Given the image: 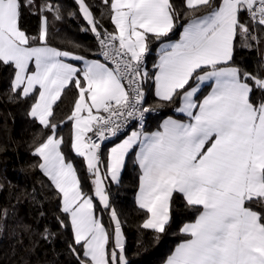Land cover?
I'll return each instance as SVG.
<instances>
[{
    "label": "snow or ice",
    "instance_id": "6c2138e0",
    "mask_svg": "<svg viewBox=\"0 0 264 264\" xmlns=\"http://www.w3.org/2000/svg\"><path fill=\"white\" fill-rule=\"evenodd\" d=\"M77 2L98 38L103 62L49 46L47 15L41 16L38 35L29 36L22 12L35 0H0V63L14 68L11 91L34 100L28 114L50 132L33 155L56 190L61 225L71 227L69 248L77 264H129L105 182H119L137 146L136 201L146 213L140 227L164 233L176 196L196 213L180 229L185 239L165 264H264V75L231 65L237 38L249 47V40L258 39L254 26L264 31V0H183L182 9L173 0H102L112 31H101L85 0ZM40 11H55L60 19L50 3ZM182 11L189 22L178 41L161 44L151 78L161 104L178 105L175 110L187 119L169 117L150 134L134 130L102 160L104 141L130 118L143 121L154 110L144 107L145 57L152 40L170 39ZM207 82L211 91L199 99ZM70 85L77 90L65 121L71 122V149L86 162L95 197L110 209L112 232L97 218L93 197L66 159L64 138L53 122L54 106Z\"/></svg>",
    "mask_w": 264,
    "mask_h": 264
},
{
    "label": "trees",
    "instance_id": "16d2710c",
    "mask_svg": "<svg viewBox=\"0 0 264 264\" xmlns=\"http://www.w3.org/2000/svg\"><path fill=\"white\" fill-rule=\"evenodd\" d=\"M85 2L99 21L100 30L112 31L114 25L110 21L109 9L102 0ZM173 2L178 9H182L183 0ZM45 3L59 9L60 19L55 18V11L41 13L40 7ZM42 15L48 17L49 46L85 58L101 59L96 35L79 11L77 0H35L32 7H25L21 25L29 36L38 35ZM187 21L189 17L182 11L176 21V28L169 34L170 39L179 35ZM253 34L258 39L249 40V47L243 46V40L237 38L231 64L242 71L264 75V31L260 26H254ZM166 40L169 39L163 41ZM163 41L152 40L150 52L146 55L145 69L149 79L144 83L145 103L161 110L160 114L151 117L147 128L158 124L165 116L173 113L172 107L177 106L161 104L153 91L154 80L151 77L155 73L157 48ZM13 79L14 68L0 63V264H77L69 248L73 243L71 227L61 225L60 220L64 219V214L60 211L56 190L39 169V157L33 155L36 144L50 132L28 114L34 100L17 96L11 91ZM207 85L202 87L199 99L210 84ZM76 95L74 86L70 85L64 91L54 106L53 122L58 126L57 135L64 138L62 151L66 159L74 164L84 192L93 197L96 216L112 232L114 225L110 209H104L95 197L92 176L86 162L71 149V122L65 121L71 113ZM255 98H259V93ZM107 144L102 146L104 161V147ZM101 168L103 171L104 165ZM138 183L139 169L134 149L126 158L119 182H113L110 178L105 182L109 204L116 210L121 221L125 256L129 264H163L176 244L185 239L180 231L182 225L194 220L196 213L176 196L172 220L164 233L156 234L141 228L146 213L139 209L135 199ZM45 229L47 239L44 238Z\"/></svg>",
    "mask_w": 264,
    "mask_h": 264
},
{
    "label": "crops",
    "instance_id": "0c3cea01",
    "mask_svg": "<svg viewBox=\"0 0 264 264\" xmlns=\"http://www.w3.org/2000/svg\"><path fill=\"white\" fill-rule=\"evenodd\" d=\"M188 22H189V21H187V22L182 26V28H181V30H180V33H179V35H178L177 37H175V38H173V39H169V40L163 41V42H161V43L159 44V46H158V48H157V50H158V58H157V62H158V59H159V50H160V48H161V44H162V43L167 44V43H172V42H176V41H178V40L180 39V36H181L182 32H183L184 26H186ZM87 59H90V58H87ZM93 59H97V58H93ZM101 62H103V61H101ZM231 65H232V64H231ZM232 66H234V65H232ZM31 67L34 69V65H32ZM207 83H209L210 85H209L207 91L201 96L200 99H202L203 96L207 95L208 92L211 91V84H212V82H207ZM153 91H154V94H155V83L153 84ZM176 107H178V105L172 107V110H171V111H173V113L168 114L167 116H165V117H164V118H163L158 124L153 125L152 127L147 128V130H146L144 133H148V134H150V133H152V132H155V131L161 130V129H160V125L163 123V121H164L165 119H167V118H169V117H171V118H173V119H183V120H186L187 117L184 116V115L181 114V113H178V112L175 110ZM131 132H132V131H131ZM131 132H129V133H131ZM127 134H128V133H127ZM125 138H127V136H126ZM117 141H118V140H117ZM115 142H116V141H114V142H112V143H115ZM121 142H122V141H121ZM105 147H106V146H105ZM105 147H104V148H105ZM107 151H108V149H107ZM107 151H105V153H104V158H105V160H106V156H107ZM138 151H139V147L137 146V147L135 148V154H136V152H138ZM136 162H137V161H136ZM137 166H138V169H139V177H140V175H141V170H140V167H139L138 162H137ZM138 190H139V183H138L137 192H136V194H135V199H136V196H137ZM193 221H194V220L189 221V222H185L184 224H186V223H190V222H193ZM184 224H183V225H184ZM183 225H182V227H183ZM182 227H181V228H182ZM183 240H184V239H183ZM183 240H181L179 243H181ZM179 243H177L176 246H177ZM176 246H175V247H176ZM175 247L173 248V250L171 251V253H170L169 255L172 254V252L174 251ZM169 255H168V256H169ZM168 256H167V257H168ZM166 259H167V258H166ZM166 259H165V261H166ZM165 261L163 262V264H165Z\"/></svg>",
    "mask_w": 264,
    "mask_h": 264
},
{
    "label": "built area",
    "instance_id": "2783aa9c",
    "mask_svg": "<svg viewBox=\"0 0 264 264\" xmlns=\"http://www.w3.org/2000/svg\"><path fill=\"white\" fill-rule=\"evenodd\" d=\"M97 42H98V46H99V55L101 56V59L104 61V58H103V56L101 54V48H100V45H99L98 38H97ZM146 57H145V62H144V68L146 66ZM144 107H150V108H152L154 110L145 113L143 121L139 120L138 118H135V119L130 118L128 120L127 125L124 128L121 129V131L117 134V136L110 137L108 140L104 141L103 144L114 142L117 139H119L121 136L126 135L127 133H129L131 131H134V130L135 131H143V132H145L147 130L148 125L150 124L151 117L154 116V115L160 114L161 110H160V108L151 106V105H149L147 103H144ZM103 144H102V146H103Z\"/></svg>",
    "mask_w": 264,
    "mask_h": 264
},
{
    "label": "rangeland",
    "instance_id": "374dc122",
    "mask_svg": "<svg viewBox=\"0 0 264 264\" xmlns=\"http://www.w3.org/2000/svg\"><path fill=\"white\" fill-rule=\"evenodd\" d=\"M62 51H64V50H62ZM86 59H87V58H86ZM97 59L103 61V60L100 59V58H97ZM88 60H93V58H90V59H88ZM66 62L73 63L74 66H76V67H82V66H83V62H82V61L67 60ZM71 134H72V129H71ZM130 134H131V133H128V134H126V135L121 136L119 139H117L118 141L116 140L115 143H109V144H107L106 147L104 148V153H105V151H107V149H108V151H109L111 147L115 146V144L120 143L123 139H125V137H126L127 135H130ZM108 151H107V153H108ZM102 172H103V171H102ZM97 218H99V217H97Z\"/></svg>",
    "mask_w": 264,
    "mask_h": 264
},
{
    "label": "water",
    "instance_id": "95a60500",
    "mask_svg": "<svg viewBox=\"0 0 264 264\" xmlns=\"http://www.w3.org/2000/svg\"><path fill=\"white\" fill-rule=\"evenodd\" d=\"M114 225V224H113ZM122 232H123V230H122ZM123 236H124V234H123ZM124 243H125V238H124Z\"/></svg>",
    "mask_w": 264,
    "mask_h": 264
}]
</instances>
